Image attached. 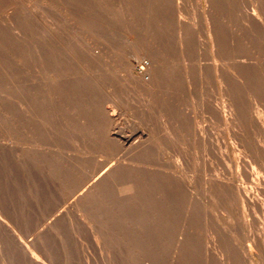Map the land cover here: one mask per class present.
<instances>
[{"label":"bare ground","instance_id":"bare-ground-1","mask_svg":"<svg viewBox=\"0 0 264 264\" xmlns=\"http://www.w3.org/2000/svg\"><path fill=\"white\" fill-rule=\"evenodd\" d=\"M60 1L64 4L69 2L68 0L66 3L64 0ZM60 1L53 0L52 2L61 3ZM81 1L83 5L89 2V0ZM116 1H113L114 4ZM129 1L136 3L134 0H126L127 3ZM90 2L93 4V1ZM107 2L109 3V1L105 3ZM145 2L146 12L144 10L145 14L140 17L132 14L136 11L135 9L131 13L123 12L114 15V17L117 16V19L113 17L116 20V23L114 21L115 28L117 22L118 27L119 22L126 25L125 30L122 28L123 34L117 32L121 37L117 35L124 40L122 46H114L115 44L108 46L109 44L95 42L89 32L82 34L86 38L89 37L88 39L91 38L92 41L82 38V41L85 39L87 42L74 44V40L70 42L71 36L68 34L72 29V22L66 21L71 19V17L66 18L68 15L64 17V21L71 25L68 32L67 28L65 30L60 28V22H57L59 19L53 20L58 23H55L54 29L53 26H50V30H47L45 26L43 27L46 29L38 27L41 23L38 24L40 14L44 15L46 12H43V9L40 16L36 13L38 19L37 15L35 17L31 15L32 13L27 14L30 18L29 22L36 25L35 29L33 27V30L27 29L25 24L26 30L23 27L25 25L21 24L23 29L19 34L17 31L7 32L14 33L13 38H17L16 41L19 42L22 51H20L21 60L14 59L15 57L12 56L7 58V67L9 70L13 67L18 69L19 73L16 72L18 73L16 75L22 72L21 82L19 80L18 83H21V88L25 91L7 93L4 97L6 107L0 110V133L2 132L3 135L2 141L0 140V150L12 155L13 164L23 165V170L18 177L26 189H29L31 178L28 169L32 168L33 171L30 170V172H33L31 175L34 189L31 188L34 191L39 189L45 195L46 192L56 194L55 205H62V207L64 205L60 211H55L56 209L50 206L52 209H49V213H59L47 226L48 228L46 227L44 232H37L36 236L41 237V234L49 236L48 233L55 232V229L51 231L50 227L54 228L57 221L69 219L71 223L72 219V221L75 220L73 222L78 223H74L75 225L87 226L83 228L85 230L88 228L93 236L90 238L95 239L96 246L102 251L101 247L105 244L107 246L112 239V232L117 231V239L119 238L120 242L118 248L116 249L115 245L112 246L110 242V245L116 249L115 252L112 248L114 250L113 260L111 259L113 262L117 259L120 262H128L131 258L132 264H264V225L260 229L258 220L255 226H259V230L252 232L253 230L249 229L250 235L243 240V243H246L245 247H239L236 244V238L235 242L233 241L232 227L230 228L232 234H228L231 238L223 232H221L223 234L218 233L223 242V246L220 247L221 251H218V246L216 249V238L212 235L211 237L208 235L201 245L198 228L194 226V223H197L195 222L196 215L202 211H197V208L203 207L202 202L206 199L213 202L214 199L226 196L229 200L227 208L231 211L229 216L226 213L227 217L230 221L235 220L236 224L243 222L245 228L247 226L250 228L256 223L255 220L258 217L256 215L264 212V0H199L197 17L200 21L198 24L202 28L201 35L194 27L197 22L193 25L183 18V15H188L186 9L188 0H147ZM89 3L86 4L88 9L91 8L90 5L93 7L95 4L96 6V3L93 5ZM118 3L115 4L116 7ZM136 4L139 8H143V3L141 6L138 2ZM37 6L42 7L36 3L34 10ZM52 6V8L56 7ZM69 6L65 7L66 11ZM100 6L95 8L96 12L98 11L96 17L101 14ZM128 6L133 7L132 4L131 7L128 4L125 9H128ZM110 7L114 6L110 5ZM116 7L114 9L118 12ZM58 9L56 8L57 11ZM28 10L26 12L30 13ZM69 10L72 12L71 9ZM90 10L87 12L88 17ZM57 11L54 9L52 15L57 14L58 16ZM48 13L44 15V18L45 16L52 17ZM75 14L77 15V12ZM103 14L104 11L101 14L103 17L98 15L99 20L97 18L95 20L99 22L101 19H107L108 16L104 14L105 18ZM194 14L193 11V17H196ZM60 15L61 13L59 17ZM91 15L93 18V11ZM22 16H19L20 20ZM74 17L82 19V17L72 15V18ZM193 17L189 18L194 19ZM110 18L109 16L108 19ZM195 19L194 21L197 20ZM18 20L15 22L18 23ZM95 22L91 23V26L99 27L100 24L95 26ZM111 22L109 24H112ZM91 26H87V30H94ZM7 27L11 28L9 25ZM112 27L114 28L111 25ZM96 28L95 33L97 31L100 34L104 29L102 28L99 32L100 28L98 30ZM2 31L6 32V30ZM103 32L111 35L106 31ZM128 35H134L136 40H131ZM39 36L42 40L48 41V43L45 42L47 45L49 43L50 45L45 46L43 42L41 44ZM200 37L203 39L200 40ZM11 38L7 39L10 41ZM37 39L40 44L35 45L33 42ZM15 43L12 45L14 46ZM3 55L5 56L4 53ZM0 59L4 57L0 56ZM145 60L148 61V65H144ZM134 62L139 63V70ZM4 75L3 73L1 77ZM3 82L7 84L5 80ZM8 84L11 85L10 82ZM217 85L219 87L218 97L213 93V88H217ZM30 89L33 93H27ZM203 90L211 95L207 96ZM11 91H13L12 88ZM193 98L197 99V104L194 103L199 107V110L194 108V112L201 110L200 113L208 115L207 117L205 114L206 119L210 122L214 120L219 123L216 124L218 127L223 125L226 128L223 129L228 131L233 151L238 152L232 164L235 167L234 172L223 170L222 173L214 174L209 161L203 159L204 170L203 173L201 171V174H198L193 164L191 165L186 159L185 149L188 147L193 150L196 144H200L210 149V153L216 147V145L213 147L210 127L203 125L205 117L199 113L196 115L197 111L196 114L191 111ZM70 135H74L75 140L81 146L86 149L89 147L93 153H102L109 157L117 155V157L111 158L114 161L111 164H108L106 159L96 161L93 170H87L84 163L94 162L95 157L87 158L86 154V158L81 156L75 162H71L64 155L65 152L62 153L64 148L62 145L66 137L69 138ZM222 142L225 144V139ZM108 144L113 146L112 149L114 148L111 153L106 151ZM182 145L185 149L180 147ZM165 149L168 152L164 151ZM175 151H179L178 156L182 155L186 165L185 169L176 167L179 159L175 167L160 162L162 154ZM225 158L227 159V156ZM221 165L220 167L225 169V165L223 164L224 168ZM1 193L0 190V233L5 237H13L18 248L31 264H45L40 258L37 260L34 255L33 242L36 240L33 239L26 243L21 241L24 236L17 228V223L21 220L18 221L10 214V204L6 201L7 199L5 201L3 200L5 198L1 199ZM39 195L41 197V193ZM34 196L32 198L36 197ZM22 198L24 200V197ZM22 198L20 197L21 200ZM23 200L21 202L26 201ZM224 201L220 199L219 203ZM224 204L228 205V202L220 203V205ZM201 207L199 208L203 209ZM179 208L181 213L178 211ZM208 208L206 207L207 212H209ZM28 209L30 212L31 208ZM21 210L23 209L21 208L17 213L20 214ZM49 213H47L48 216ZM178 213L180 219L178 217L176 222L180 220V226L175 229L177 230L175 240L169 244L171 225ZM18 214L17 216L21 218ZM205 217L207 218V214ZM199 219H201L200 215ZM232 223L235 225L234 221L230 222L231 225ZM56 224L59 230L58 224L61 222ZM83 228H79L80 231ZM59 236H61L60 233ZM62 239L66 241V238ZM63 240L60 242L64 244ZM69 247V250L75 249ZM137 249H142L141 254L145 249L146 255L144 254V257L136 255ZM62 251L57 250V255L65 258L66 253L64 255ZM77 253L80 257L81 252ZM66 257L65 259L71 264L72 258ZM9 262L10 260L5 264H10Z\"/></svg>","mask_w":264,"mask_h":264},{"label":"rangeland","instance_id":"rangeland-1","mask_svg":"<svg viewBox=\"0 0 264 264\" xmlns=\"http://www.w3.org/2000/svg\"><path fill=\"white\" fill-rule=\"evenodd\" d=\"M20 1V2H19ZM34 1H36L35 2V4H34ZM38 1V2H37ZM48 1H49V3H48ZM53 0H0V26H2V27H4V26H6V27H4L3 29H1L2 27H0V35H2L3 36V38H2V36H0V40H1V42H0V47H2V48H0V56H1V58H3L4 57V59H0V62L3 60L4 62L2 63H0V72H2V73H0V74H2L3 75V73L5 74L4 75V77H1L0 76V79H2L3 81L5 80V83H7V84H4V82L2 81L1 83H0V95L2 96H0V110H3V109H5V107H6V101H5V95L7 94V93H22V92H24L23 90H22V85H20L21 83H18V81L19 82H21V79H22V72H21V74L20 75H16V74H18L19 73V71H18V69H16V68H12L11 70H9L8 69V59L7 58H9L10 56H12L14 59H19V60H21L22 59V57H21V47H20V44H18L19 42L18 41H16L17 40V38L15 37V38H13L15 35H13V34H9V33H12V32H18V34L20 33V32H22V25H27V27H26V25L25 26H23V27H25L24 29H31V30H33V28L35 29L36 28V25H33V23L31 22H29V20H30V18H29V16L28 15H30L31 13V15H33V16H35L36 17V15L38 14H40V12L42 11V9H43V12L44 11H48L49 10V8H50V11H48L47 13L50 15V16H52V17H49V16H45V18H44V15H47V13L46 12H44L45 14L43 15V14H40L39 16H40V18H42V19H40L39 17H38V15H37V19L39 20L38 21V24L40 23V26L38 25V27H43V26H45L46 28H48L47 30H50V28L53 26V29H54V26H55V23H57V22H60L59 23V25L61 26L60 28H64V30H65V28H67L66 29V31L68 32L71 28H70V26L72 25V29L70 30V32H68V34L71 36L70 38H71V40H70V42H73L72 40H74V44H82V43H84V41L85 42H87V41H92V40H90V39H88L89 37H84V33L86 32H89V33H91L92 34V38L95 40V42L97 41L98 43H105V45L107 44H109L108 46H113L114 44V46H122V44H123V42H124V40H122V38H120L121 36L119 35L120 33L119 32H121V34H123L122 33V31H123V29L126 27V25H125V23H122L121 22V24H122V26H121V24H120V22H119V27H118V22H117V27L119 28H115V25L116 24H114V21H115V23H116V20H114V18L115 19H117V16H115L114 17V15H117L118 13H126V12H129V13H131L132 12V10H136V11H134V12H132V14H136L137 16H141V15H143V14H145L144 12H146V6H145V4L147 3V2H145V1H147V0H143L142 1V3L144 4V2H145V4L144 5H142V3H141V0H137V1H135L134 0V2H138V4L139 3H141V4H139L140 6L142 5V7L144 8H141V9H143V10H141L140 8H139V6H137V4L136 3H133V2H131V1H129V2H131V4H132V6L133 5H135V6H133V7H131V4L128 2H126V0L124 1V0H120L119 1V3L116 1V0H106V1H109V3L107 2V3H105L106 1L104 0V2H103V0H96L97 2H94L95 0H89V2L90 1H93V4L94 3H96V6H97V8H99V6H100V3L101 2H103V3H101L102 5L100 6V9L99 10H101L100 12H101V14H102V12L104 11V14H106V16H108V18H109V16L111 17L110 19H108V21L109 22H111L112 24H109V22L107 21V19H103L105 22H102L103 20L101 19V21H99L98 22V20H99V18H98V15H97V17H96V13H98V11L96 12V10H95V8H96V6H95V4H94V6L92 7L91 5L89 6V7H91L92 9H94L95 10V12H94V10H92L91 8H89L88 9V6L86 5V4H88L89 2H87L88 0H85V2H87L86 4H82V1L81 0H68L69 2H68V4L66 3V0H64V2L66 3V4H64L62 1H60V0H56V1H60L61 3H59V2H52ZM101 1V2H100ZM113 1H116V3H118L119 5L121 4V6H119L118 4H117V7H116V3L114 4V2ZM121 1H124V2H121ZM128 1V0H127ZM133 1V0H132ZM197 1V2H196ZM198 1L199 0H188V4H187V6H186V9H187V12H188V15H190V16H188L187 14H185V15H183V18H184V20L186 19V21H188L189 23H191V24H196L195 22H197V24L194 26L195 27V29L200 33V35L202 34V28H201V25H199L198 23H200V21H198L199 19H198V17H197V14H199V7H198ZM9 2H11V4L9 3ZM22 2V3H21ZM40 2V3H39ZM84 2V1H83ZM84 2V3H85ZM121 2V3H120ZM126 2V3H125ZM9 3V4H8ZM14 3V4H13ZM30 3V4H29ZM36 3L38 4V5H41L42 7H40V6H37L36 8L37 9H35L34 10V6L36 5ZM129 4L130 5V7L131 8H129V6H128V9L126 8L125 9V7L127 6H124L125 4ZM13 4V5H12ZM27 4H29V5H27ZM33 6H32V5ZM45 4V6H43ZM70 4H72V5H70ZM89 4H92L91 2L89 3ZM92 4V5H93ZM106 4H108L107 5V7H105L106 6ZM52 5H54V6H56L55 8H52L53 6ZM66 5V6H65ZM70 5V6H69ZM99 5V6H98ZM104 5V6H103ZM110 5L111 6H114V7H112L113 8V10H112V8L110 7ZM60 6H65V7H68L69 6V9H71L72 10V12L69 10V9H67V11H66V8H65V11H66V13H65V11H64V8H61ZM87 6V7H86ZM119 6V7H118ZM192 6V7H191ZM11 7V8H10ZM20 7V8H19ZM34 7V8H33ZM41 8V10H38V9H40ZM48 7V8H47ZM60 7V8H59ZM104 7V10H102V8ZM116 7V10H118V12L117 11H115V8ZM123 7V10H121V8ZM135 7V8H134ZM32 9L31 11L30 10H28V9ZM46 8V9H45ZM53 10H52V9ZM56 8L58 9V11L56 10ZM87 8V9H86ZM96 8V9H97ZM119 8V9H118ZM198 8V9H197ZM54 9H55V11H57L56 13H58V16H57V14L54 16V15H52V14H54ZM93 11V18H91V14H92V11ZM108 10L106 13H105V11L106 10ZM191 9V10H190ZM193 9V10H192ZM24 10V11H23ZM28 10V12L30 11V13H27L26 11ZM33 10H34V12H35V14H34V12H33ZM75 10V11H74ZM88 10H90L89 11V17L87 16L88 15ZM128 10V11H127ZM145 10V11H144ZM196 10V11H195ZM198 10V11H197ZM71 13H70V12ZM120 11V12H119ZM144 11V12H143ZM191 11H192V13H191ZM193 11H194V15H196V19L193 17ZM9 12V13H8ZM23 12V13H22ZM24 12L26 13L25 15H24ZM39 12V13H38ZM62 12H64V14L62 13ZM73 12H74V14H73ZM77 12V15L75 14ZM99 12V13H100ZM114 12H116V13H114ZM135 12H137V13H135ZM17 13V14H16ZM37 13V14H36ZM42 13V12H41ZM51 13V14H50ZM61 13V15H60V17L61 18H63V19H61L60 17H59V14ZM69 13V14H68ZM91 13V14H90ZM94 13H95V15H94ZM108 13L110 14V15H108ZM113 13V14H112ZM23 16H22V15ZM28 14V15H27ZM73 16H77V17H82V19H79V18H76V17H74L76 20H73L74 18H72V15ZM99 15V16H102V15ZM103 14V15H104ZM43 15V16H42ZM68 15V16H67ZM70 15V16H69ZM113 15V16H112ZM192 15V16H191ZM19 16H22V20H20V17ZM67 16V17H66ZM105 16V15H104ZM106 16H105V18H106ZM46 17H47V19H46ZM55 19H54V18ZM64 17H66V18H70L71 17V19H68V20H66V21H68V22H72L71 23V25H68V24H70V23H67L66 21H64L65 20V18ZM85 17H86V19H85ZM103 17V16H102ZM114 17V18H113ZM191 17H193L196 21H194V19H190ZM14 18H16L15 20H14ZM19 20H18V19ZM87 18H88V20H87ZM90 18H91V20H90ZM98 19V20H95V19ZM25 21H24V20ZM56 19H59V20H57V22L56 21H53V20H56ZM19 21L18 23L17 22H15V21ZM41 20V21H40ZM52 20V21H51ZM71 20H73V21H71ZM85 20V21H84ZM87 20V21H86ZM191 20V21H190ZM193 20V21H192ZM64 21V22H63ZM83 21H84V23H83ZM91 21V22H90ZM95 22V26H98L99 24V27H92L91 26V23L92 22ZM15 22V23H14ZM62 22H63V24H62ZM93 22V23H94ZM98 22V24L96 25V23ZM102 22V23H101ZM2 23V24H1ZM17 23V24H16ZM28 23H30V24H28ZM92 23V24H93ZM104 23V24H103ZM5 24V25H4ZM11 24V25H10ZM22 24V25H21ZM49 24V25H48ZM58 24V23H57ZM105 24H106V26H105ZM110 26H109V25ZM114 24V25H113ZM139 24V23H138ZM11 26V28L13 29H11L10 27H7V26ZM20 25V26H19ZM31 26V28H30V26ZM103 25V26H102ZM111 25L112 26H114V28L112 27L111 28ZM51 26V27H50ZM79 26V27H78ZM90 27L91 26V29L92 28H94V32H92V30H87V28L88 27ZM142 26V25H141ZM33 27V28H32ZM45 27H43V29L45 28ZM80 27H82V28H80ZM108 27H109V29H108ZM199 28V29H201L200 31H199V29H197V28ZM7 28V29H6ZM10 28V29H9ZM16 28V29H15ZM19 28H20V31H18L19 30ZM45 28V29H46ZM74 28H76V29H74ZM86 28V29H85ZM95 28H96V30H98V28H100L99 29V32H101V30H102V28H107V29H103L102 30V32L103 31H106V32H108V33H110L111 35L109 36V35H106V34H104V32L102 33L101 32V34L100 33H98L97 31H96V33H95ZM123 28V29H122ZM11 31H9V30ZM26 29V30H27ZM83 29V30H82ZM90 29V28H89ZM113 29V30H112ZM143 29V28H142ZM2 30H6V32L5 31H2ZM75 30V31H74ZM112 30V31H111ZM115 30H116V33H115ZM120 30V31H119ZM125 30V29H124ZM23 31H25V30H23ZM114 31V32H113ZM143 31H144V29H143ZM5 32V33H4ZM7 32H9V33H7ZM74 34H73V33ZM119 34H118V33ZM84 35H83V34ZM107 33V34H108ZM113 33H115V35H114V37H117V38H114V37H112L113 36ZM4 34H6V36L4 37ZM17 34V33H16ZM96 34V35H95ZM120 36H118V35ZM8 35V36H7ZM9 35L15 40H13L11 37H9ZM72 35H74V37H75V39H77V41H75V39H74V37L72 36ZM97 35H100V36H97ZM102 35V36H101ZM117 35V36H116ZM108 36V37H107ZM129 36V38L131 39V40H136V39H134V38H136L134 35H128ZM40 37V36H39ZM81 37V38H80ZM101 37H103V39L101 38ZM6 38V39H5ZM7 38H11L14 42H16L15 44H16V46H15V44H14V46L12 45L14 42L10 39V41H9V39H7ZM70 38H68V39H70ZM82 38H85L84 39V41H82L83 39ZM105 38H107V39H105ZM110 38V39H109ZM120 40H119V39ZM82 39V40H81ZM99 39V40H98ZM203 38L202 37H200V40H202ZM3 40V41H2ZM6 41V43H5V41ZM36 40V39H35ZM39 40H41L40 42H41V44H43V43H45V42H47L48 43V41H46V40H42V38L40 37L39 38ZM39 40L37 39V41H34L33 43H35V45L36 44H40V42H39ZM12 41V42H11ZM100 41V42H99ZM120 41H121V43H120ZM43 42V43H42ZM69 42V43H70ZM115 42V43H114ZM117 42V43H116ZM118 42H119V44H118ZM9 43V44H8ZM11 43V44H10ZM72 43V44H73ZM46 44V43H45ZM44 44V45H45ZM111 44V45H110ZM12 46V47H10V46ZM18 45V46H17ZM43 45V46H44ZM48 45H50V43L48 44ZM47 44L45 45V46H48ZM124 45V44H123ZM38 46H42V45H38ZM4 47V48H3ZM15 49V50H14ZM21 51V52H20ZM13 54V55H10L11 53ZM15 52H16V54H15ZM19 52V53H18ZM3 53L5 54V56L3 55ZM9 54V55H6V54ZM21 53V54H20ZM20 55V56H19ZM8 56V57H7ZM18 56V57H17ZM30 57V56H29ZM117 57V56H116ZM6 58V59H5ZM5 61H6V63H5ZM147 60H145V61H143V63H144V65H148V61L146 62ZM134 64H135V66H136V68H137V70H139L140 69V66H139V63H137V62H134ZM137 64V65H136ZM4 70H3V69ZM2 70V71H1ZM9 70V71H8ZM14 70V71H13ZM7 72H9L8 74H7ZM16 72H18V73H16ZM15 73V74H14ZM7 74V75H6ZM11 74V75H10ZM15 75V76H14ZM8 76V77H7ZM12 78H11V77ZM7 77V78H6ZM11 78V79H10ZM13 78H15L14 80H12ZM20 78V79H19ZM6 79L11 83V85L10 84H8L9 82L8 81H6ZM11 80H12V82H11ZM15 81V82H14ZM16 83H18V84H16ZM13 84H15V85H13ZM4 85V86H3ZM7 85V86H6ZM9 85V86H8ZM11 86V87H10ZM6 87V88H5ZM8 87H10V89L8 88ZM11 88L13 89V91H11ZM15 88H16V90H15ZM18 88V89H17ZM20 89V90H19ZM214 89H216V90H214ZM18 90V91H17ZM206 90V89H205ZM205 90H203V92L204 93H206L205 92ZM20 91V92H19ZM213 93H215V96H217V94L219 93V87H218V85H217V88L216 87H214L213 88ZM215 91H217V92H215ZM28 92H31V93H33V91L30 89L29 91H27V93ZM3 94V95H2ZM207 94V96L208 95H211V93L209 94V93H206ZM134 96V95H133ZM218 97V96H217ZM197 104V99L195 100L194 98H193V107L191 106L190 108H192V110L191 111H193V113H195L196 114V111L194 112V110L195 109H198L199 110V107L198 106H195V103ZM3 103V104H2ZM195 106V107H194ZM197 107V108H196ZM195 108V109H194ZM201 111V110H200ZM200 111H197V114L196 115H198V113H199V115H203L204 117H205V119H203L204 120V122H203V120L201 121V122H203L204 124L203 125H208L209 127H210V129H211V133H212V142H213V147H215V145H216V147H217V151H216V147H215V149L213 148L211 151H212V153H210L209 151H210V149H207V147L205 148V147H203L202 145H200V144H196L195 145V147L194 146H191V147H194L193 148V150H192V148H184V146L182 147V146H180L182 149H185V156H186V159L190 162V164L194 167V169L196 170L195 172H197L198 174H201V171H202V173H203V170H204V166H202V163H203V165H204V162H203V159H205L206 161H209L208 163L210 164V166H211V169L213 170L212 171V173H214V174H218V173H222L223 172V170H224V172L225 171H232V172H234L233 171V169H235V167H234V165H232L233 163H234V160H235V158L238 156V152L236 151V150H234L233 151V146H232V141H230V135L228 134V131L227 130H224V129H226L223 125L222 126H220V127H218V125H216V124H219V123H217V122H215L214 120H212V122H210V120L209 119H206V116L208 117V115L206 114V116H205V114L203 113H200ZM208 120V121H207ZM214 121V122H213ZM211 124V125H210ZM217 126V127H216ZM215 128V129H214ZM218 128V129H217ZM224 128V129H223ZM221 131V132H220ZM222 132H226L225 134H223ZM71 134H73V133H71ZM215 134H216V136H215ZM228 134V135H227ZM218 135V136H217ZM3 135H2V132L0 133V140L2 141V137ZM71 136V135H70ZM69 136V138L68 137H66V141H65V143L62 145L63 147H61V148H63V150H62V153H64V155L66 156V157H68L70 160H71V162H75L76 161V159L77 158H79V157H81L82 156V158H86V154H87V158L88 157H95V160H94V162H85L84 163V165H86V166H84L87 170H93V165L95 164V162L97 161H103V159L105 160L106 159V161H107V163L108 164H111V163H113L114 161H113V159H111V158H114L115 159V157H117V155L116 156H114V157H109V156H106V155H104V154H102V153H93L91 150H90V148L89 147H87V146H85V147H87V149L86 148H84V146H81V144H79V142H77V140H75V138H74V135H72L71 137ZM215 136V137H214ZM220 136H221V138H220ZM224 136V137H223ZM219 138V139H218ZM213 139H214V141H213ZM224 139H225V144H224V142H222V141H224ZM0 141V142H1ZM227 141V142H226ZM222 142V143H221ZM229 142V143H228ZM68 143H70V144H68ZM72 143V144H71ZM215 143V144H214ZM198 146H199V148H198ZM75 147V148H74ZM110 147H111V149H112V145L110 146V144H108L107 146H106V151L107 152H112V151H114V148L111 150L110 149ZM202 147H203V151H202ZM229 147V148H228ZM226 148H228V149H226ZM231 148H232V150H231ZM207 149V150H206ZM65 150H67V151H65ZM190 150V151H189ZM191 150H192V152H191ZM233 153H235V154H231L232 152ZM64 151V152H63ZM164 151H167L166 149L164 150ZM187 151V152H186ZM194 151V152H193ZM198 151V152H197ZM214 151H216V152H214ZM221 151V152H220ZM2 152V153H1ZM68 154H67V153ZM168 152V151H167ZM178 152L179 151H175V152H169V153H167V154H162L161 156H160V158H162V161H160V162H163V163H166V165H170L171 167H175L176 165H177V162H178V165L176 166V167H178L179 169H185L186 168V165L184 164V160H183V158H182V155H180V156H178ZM200 152H201V154H200ZM203 152V153H202ZM219 152V153H218ZM224 152H226L225 154H224ZM0 190H1V194H2V196H4V197H2L1 196V199L2 198H5V199H3L4 201L6 200L9 204H10V214L11 215H13L14 217H16V219L18 220V221H20V222H18V223H20V224H18L17 223V228L19 229V231L23 234V238L21 239V241L22 242H24V243H26V242H31V241H33V239H34V241L35 242H33V246H34V248H33V252L35 253L34 255H35V257H36V259L38 260V258H40L45 264H70V262L68 261V260H66L65 258H67L66 256H68V258H72V263L71 264H107L106 262H109L108 264H132V261H131V258L128 260V262H120L119 261V259H117V261H112L113 260V252H114V250H115V252H116V249L118 248V245L120 244V242H119V238L117 239V231L115 230V231H113L112 232V239H110V242L112 243H110V242H108V244H107V246H108V248H107V246H106V244L105 245H103V247H101L102 246V244H100L101 246V248L103 249V251L100 249V248H98L97 246H96V242H95V239L93 238H90L92 235L90 234V232H89V230H88V228H86V230L84 229L85 227H87L86 225H85V227L84 226H82V225H84V224H79V226L78 225H75V224H78V223H76V222H73V221H75V220H73L72 221V219H71V223H70V221H69V219H61V220H59V221H57L56 223H59V222H61V224H58L59 226V230H58V228H56L57 227V224L55 223L54 225H55V227L54 226H52V227H54V228H51L50 227V229H51V231H54V229H55V232H53V233H48L49 234V236H50V238H49V236H46V235H43V234H41V237H39L38 235L36 236V234H37V232L39 233L40 231H42V232H44V230L46 229V227L48 226V225H50L51 223H52V220L55 218V216L59 213H57V212H53V213H49V209H52L51 207H53V209L55 208L56 210L55 211H60V210H62L63 208H64V205H63V207H62V205H55V198H56V194L54 195V194H51L50 192H46V195L42 192V191H40L39 189H35V191L33 190L34 189V186H33V177H32V171H33V169L31 168V169H28V174L30 175V180H29V189H26L24 186H23V184L21 183V181H20V178L18 177L19 176V174H20V172L23 170V165H21V163H12V155H10L9 153H3V151L2 150H0ZM217 156H215L214 154ZM4 154V155H3ZM6 154V155H5ZM8 154V155H7ZM204 156H203V155ZM213 154V155H212ZM104 155V156H103ZM184 155V154H183ZM212 155V156H211ZM219 155V156H218ZM234 155H235V157H234ZM84 156V157H83ZM167 156V157H166ZM201 156V157H200ZM227 156V159L225 158ZM179 157V158H178ZM211 157V158H210ZM215 157V158H214ZM221 159H219V158ZM234 157V158H233ZM96 158H97V160H96ZM200 158H202V159H200ZM232 158V159H231ZM102 159V160H101ZM164 159V160H163ZM170 161H169V160ZM179 159V160H178ZM226 159V160H225ZM168 160V161H167ZM178 160V161H177ZM204 160V161H205ZM216 160V161H215ZM221 163V161H222V165L220 164V163H218V161ZM202 161V162H201ZM230 161H231V163H230ZM171 162V163H170ZM173 162H175L174 164H173ZM181 162V163H180ZM211 162V163H210ZM11 163V164H10ZM199 164H201V165H199ZM223 167V164L225 165L224 167H225V169H222L221 167H220V165ZM13 165V166H12ZM214 165H215V167H214ZM218 165H219V167H218ZM234 167H232V166ZM13 168H12V167ZM3 167V168H2ZM20 167V168H19ZM182 167V168H181ZM199 167V168H198ZM202 167H203V169H202ZM223 167V168H224ZM14 168H15V170H14ZM215 169V170H214ZM221 169V170H220ZM5 170V171H4ZM30 170H32L31 172H30ZM86 170V171H87ZM2 171V172H1ZM5 172V175H4V172ZM2 173V174H1ZM2 175V176H1ZM12 175V176H11ZM8 182H11V183H8ZM18 182V183H17ZM30 182H31V186H30ZM238 183H240L239 181H238ZM6 184V185H5ZM15 184V185H14ZM16 186H19V187H16ZM33 189H32V188ZM7 188V189H6ZM6 189V191H4ZM27 192H26V191ZM38 190V191H37ZM4 192H6L5 194H4ZM19 192V193H18ZM32 192V193H31ZM41 193V197H40V194ZM6 195H8V196H6ZM24 195V196H23ZM26 195V196H25ZM32 195V196H31ZM36 197H35V196ZM37 195H39V196H37ZM6 196V197H5ZM35 197V198H32V197ZM20 197L22 198V197H24V200H26V201H24L23 200V198H22V200L24 201V202H21L22 200L20 199ZM50 198V199H49ZM40 199V200H39ZM220 199H222V201H224V202H228V205H225V204H227V203H225L224 205H220V203L221 204H223L224 202H220L219 203V201H220ZM220 199H214V201L212 202L211 200H205V201H203L202 203H203V207H201V206H199V207H201V208H203V209H200L199 207L197 208V211L199 210H202V211H200L201 212V214H200V212H198L199 214H197L196 215V219H195V222L197 221V223H194V226H196L197 228H198V231H199V240H200V244L202 245L204 242L203 241H205V239H206V237L209 235H212V236H214L215 238H216V242H215V247H216V249H218L219 248V250L218 251H221V249H220V247L221 246H223V242H222V240H221V235L220 234H232V232H230L231 231V229L234 231L233 233V235L234 236H232V238H234L233 239V241L234 240H236L237 241V245L239 246V247H241V246H243V247H245L246 245H244V244H246V243H243V240L245 239V238H247L250 234V232H248L249 231V229L250 230H253L252 232H255V231H257V230H259L258 229V227H256L255 225L256 224H258L257 223V220H258V222H259V224L258 225H260V229H262V227H263V222H264V212H263V214H258V215H256V217H257V219L255 220L256 221V223H254V224H252L253 225V227H252V225H251V227L249 228L248 226L245 228L244 226H245V224H243V222H241V223H238V224H236V222H235V220H231L230 221V219L227 217V215L229 216L230 215V213H231V211H229L230 209H228L227 207H229V200L227 199V197L225 196H222V198H220ZM204 200V199H203ZM219 200V201H218ZM35 202H37L36 203V205L34 204ZM34 204V205H33ZM54 204V205H53ZM39 207H38V206ZM31 206V207H30ZM43 208H42V207ZM51 206V207H50ZM60 206H61V208H60ZM226 206V207H225ZM205 207V208H204ZM206 207H209L208 209H209V212H207L208 210H206ZM222 207H224V208H222ZM23 209V210H21V213L20 214H18L20 211V209ZM28 208H31V210L32 209H34V210H32V211H34V213L30 210V212H29V209ZM40 208V209H39ZM226 208V209H225ZM19 209V210H18ZM37 209H38V211H37ZM43 209H44V211H43ZM221 209V210H220ZM36 210V211H35ZM204 210H206V212L204 211ZM17 211H18V213H17ZM178 211H180L179 213H181V209L179 208V210ZM222 211V212H221ZM38 212V213H37ZM207 214V218L205 217V213ZM35 213H37V214H35ZM47 213H49V216H48V214ZM178 213V215H176L177 217H175V221H173V223H172V225H171V229H170V234H169V239H168V242H169V244L170 243H172L174 240H175V237L177 236V230H175V229H178L179 228V224H180V220H177V222H176V219L180 216V214ZM220 213H222V214H220ZM226 213H227V215H226ZM17 214L18 215H20L21 216V218L19 217V216H17ZM51 214V215H50ZM55 214V215H54ZM205 214V215H204ZM33 215V216H32ZM35 215V216H34ZM199 215H200V217H201V219L203 220V222H202V220L201 219H199L198 220V218H199ZM223 215H226V216H223ZM39 216V217H38ZM204 216V217H203ZM221 216H223V217H221ZM32 217H34V218H32ZM225 217V218H224ZM260 217H261V220H260ZM45 218V219H44ZM204 218H205V221H204ZM228 220H227V219ZM259 218V219H258ZM37 219V220H36ZM49 219V220H48ZM178 219H180V217L178 218ZM224 219H226V220H224ZM242 220V219H241ZM263 220V221H262ZM199 221V222H198ZM232 222V221H234V223H235V225L233 224V225H231L230 224V222ZM37 222V224H35ZM73 222V223H72ZM213 222V223H212ZM240 222V221H239ZM25 223V224H24ZM75 223V224H74ZM176 223H178V225L176 224ZM214 223H215V225H214ZM223 223V224H222ZM21 224H22V226H21ZM40 224V225H39ZM47 224V225H46ZM195 224H198V225H195ZM262 224V225H261ZM37 225V226H36ZM46 225V226H45ZM175 225H176V228H175ZM217 225V226H216ZM241 225V226H240ZM243 225V226H242ZM40 226H42L43 227V230H42V227H40ZM77 226L79 227V228H83V229H81L82 231H80V229L79 228H77ZM82 226V227H81ZM215 226V227H214ZM234 226V227H233ZM35 227H37V228H39V229H37V228H35ZM227 227V228H226ZM229 227V228H228ZM232 227V228H231ZM240 227V228H239ZM48 228V227H47ZM215 228H216V230H217V232H216V230H215ZM224 228V229H223ZM231 228V229H230ZM236 230H235V229ZM242 228V229H241ZM244 228V229H243ZM37 229V230H36ZM41 229V230H40ZM53 229V230H52ZM56 229L59 231V233H60V235L61 236H59V233H57L58 231H56ZM230 229V230H229ZM243 231V230H245L247 233L245 234V231H241V230ZM24 230V231H23ZM61 230V231H60ZM84 230V231H83ZM223 230V231H222ZM227 230V231H226ZM228 230H229V232H228ZM263 230H264V227H263ZM175 231H176V233H175ZM228 232V233H226V232ZM221 232H223V233H221ZM35 233V234H34ZM57 233V234H56ZM63 234V236H62V234ZM174 233H175V236H174ZM218 233H220L219 235H218ZM33 234H34V236H33ZM56 234V235H55ZM236 234V235H235ZM2 234L0 233V264H5L6 263V261H7V263H8V260H10V264H31L30 263V260L28 259V258H26L24 255V253H22L21 252V250H20V248H18V246H17V242H15L14 241V238L13 237H11V236H7V237H5V235H2ZM53 235V236H52ZM42 236H44V237H42ZM113 236H115V238H113ZM229 236V235H228ZM5 237V238H4ZM38 237V239H35V238H37ZM74 237V238H73ZM93 237V236H92ZM211 237V236H210ZM230 238H231V235L229 236ZM239 237V238H238ZM44 238H46V239H44ZM56 240H54V239ZM62 238H66V241L65 240H63ZM236 238V239H235ZM42 239H44V240H42ZM57 239H60V240H57ZM65 241L64 242V244L66 245H69V246H65L64 244H63V242H60V241ZM91 239L93 240L92 241V243H90L91 242ZM77 240V241H76ZM115 240V241H114ZM117 241V242H116ZM235 242V241H234ZM77 245H76V244ZM78 243H80V244H78ZM114 243V244H113ZM239 243V244H238ZM243 243V244H242ZM78 246V248L76 249V246ZM113 246V245H115L114 247L116 248H114V247H112L111 245ZM2 245H3V247H2ZM71 245H73V247L71 246ZM80 245V246H79ZM75 246V247H74ZM83 246L85 247V248H83ZM106 246V247H105ZM111 246V247H110ZM217 246H218V248H217ZM68 247L69 248H75L74 250H72V249H68ZM80 248V249H79ZM114 250H113V249ZM110 249V250H109ZM57 250H63L62 252H63V254L64 253H66V256H65V258L64 257H62V256H59V255H57ZM79 251V253H80V257L77 255L78 253V251ZM80 250H82V251H80ZM140 250H142V249H137L135 252V254L136 255H139L140 257H144L145 255H146V250L145 249H143V251H142V254H141V251ZM6 251H7V254H6ZM86 251V252H85ZM111 251V252H110ZM5 252V253H4ZM74 252H76V253H74ZM102 252V253H101ZM24 254V255H23ZM104 254V255H103ZM145 254V255H144ZM12 255H14V256H12ZM65 255V254H64ZM109 255H110V257H109ZM7 256H12V257H7ZM15 256L17 257V258H15ZM77 257L79 258V259H77ZM108 257H109V260H107L108 259ZM10 258V259H9ZM17 259V260H16ZM77 259V260H76ZM112 259V260H111ZM15 260V261H14ZM84 260V261H83ZM86 260H87V262H86ZM257 260V259H256ZM112 261V262H111ZM12 262H14V263H12ZM131 262V263H130ZM33 263V262H32ZM33 264H35V263H33ZM135 264V263H134ZM137 264V263H136Z\"/></svg>","mask_w":264,"mask_h":264}]
</instances>
